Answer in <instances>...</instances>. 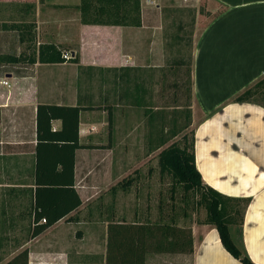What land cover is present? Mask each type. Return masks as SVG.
<instances>
[{"label": "crops", "instance_id": "crops-1", "mask_svg": "<svg viewBox=\"0 0 264 264\" xmlns=\"http://www.w3.org/2000/svg\"><path fill=\"white\" fill-rule=\"evenodd\" d=\"M215 1L227 9L194 46L196 164L207 185L250 199L243 224L231 225L230 232L244 254L264 264V0ZM79 4L0 0V24L20 26L0 27V36L12 38L0 40V56L30 54L32 28L36 47L53 43L79 57L8 63L0 70V264L25 248L29 264H106L108 215L128 222L150 217L121 203L133 195L140 203L132 188L144 185L146 165V174L156 180V156L164 148L156 149L161 142L156 111L172 95L159 93V76L173 56V42L163 27L162 5L141 0V25L121 26L82 23ZM248 89L247 101H235ZM40 104L81 107L74 188L83 203L37 237L19 241L16 236L30 235L37 212L55 216L75 203L71 192L63 201L53 189L70 186L61 160L69 161L74 132L68 131L69 139L39 137ZM62 127L61 119L52 120L54 133ZM191 228L192 253L151 252L145 264H243L225 249L214 225L193 222Z\"/></svg>", "mask_w": 264, "mask_h": 264}, {"label": "trees", "instance_id": "trees-1", "mask_svg": "<svg viewBox=\"0 0 264 264\" xmlns=\"http://www.w3.org/2000/svg\"><path fill=\"white\" fill-rule=\"evenodd\" d=\"M223 7L217 15L226 11L227 6L220 3ZM80 11L81 22L84 24L100 25H121V26H140L141 25V0H80L77 5ZM216 15V16H217ZM32 25H30L31 27ZM2 29H20V26L1 23ZM29 29L28 49L30 54L19 56H0V70L8 63H55L74 61L78 62V55H72L68 60L63 58L61 48L53 43H44L36 47L34 35ZM189 56V55H188ZM193 57L172 56L166 60L164 67L160 68L159 93L162 97L166 92H171L170 97H164L162 105L158 110V133L160 144L156 149H161L172 138L187 130L193 123V113L191 109V98L193 97ZM184 92H187L188 103L184 106L179 104L182 97L183 85ZM177 90V91H175ZM181 93V94H180ZM252 93L248 89L235 97V101H247ZM171 107V108H169ZM79 106H62L53 104H40L38 106V131L39 137L47 138L51 134H62L68 138L70 129L74 132L71 156L69 161L64 157L61 160L63 170L62 176L69 172L71 174L70 186L54 187L55 192L64 201L68 192L75 196V203L66 209H62L58 214L52 216L49 212L42 210L37 212L33 219V228L30 238L37 237L49 226L53 225L71 211L82 205V199L74 188V167L75 150L81 147L79 143ZM61 119L63 127L59 133L52 131V120ZM195 129L191 130V136L184 133L179 140L173 141L158 153V167L160 177H168L171 180L170 192L173 209L175 210L176 198L180 195V201L184 204V215L188 207H201L206 209V216L196 222L214 225L219 233L221 242L225 249L243 264H256L251 258L234 242L231 232V225H241L244 221V212L250 199L238 198L225 195L215 188L207 185L197 168L195 150ZM67 170V171H66ZM64 181L63 179H60ZM133 179L124 180L120 184L121 188L129 186ZM116 190V187L112 188ZM199 196V198L197 197ZM39 194H37V205L39 206ZM161 206V205H160ZM107 218V250L105 255L106 264H145L147 254L151 252H173V253H192L193 234L192 228H184L177 224L178 215L173 214L168 219L160 217L157 221H132L115 220L109 214ZM45 217L46 222H41ZM8 264H29V249L25 248L15 255Z\"/></svg>", "mask_w": 264, "mask_h": 264}, {"label": "rangeland", "instance_id": "rangeland-1", "mask_svg": "<svg viewBox=\"0 0 264 264\" xmlns=\"http://www.w3.org/2000/svg\"><path fill=\"white\" fill-rule=\"evenodd\" d=\"M160 3L162 5L161 14L164 21L163 27L166 31V34L169 33V35H171L170 40L173 42L171 48L172 55L184 56L185 58L192 55L194 61L195 41L204 28L214 19V17L219 11L223 9V7L215 0H160ZM0 40L7 42L12 41V38H8L5 36V34H3L0 36ZM13 49L14 53L18 52L16 45L13 47ZM184 90L185 84L183 85L182 90H180L182 97L180 96L178 103L185 106L188 103V99L186 95L187 92H184ZM190 101L193 113V110L195 109L193 97ZM160 103L161 101L159 99V104ZM192 129H195L194 123H192V125L187 130L172 138L169 144L173 141L179 140L184 133H188L190 137ZM156 158L158 161V155ZM146 162L148 164H153L154 157L149 161L150 163L148 161ZM157 169L158 171L156 172V180H151V178L148 177V174H146L148 172V165L142 167V170H145V173H142V175L146 178L145 181H142V184L144 183V185L135 186L132 188V190H134L132 193L138 194L136 197L139 198L138 201L140 203H134L136 199L133 197V195L132 197L130 196L129 198L127 197V199L123 200L121 206L126 208V205L129 202L130 205H128L127 208L134 209L137 206L142 212H147L150 214L149 218L138 220L140 222L157 221L160 219V217L168 219L173 214H176L178 215L177 224L184 228H189L193 222L204 219L206 216V209L204 206L195 208L188 207L184 215L185 209L184 204L180 201V195L177 196L175 200V210L173 209L174 205L172 204V198L170 196L171 180L168 177H160L158 166ZM197 197L199 198V196ZM117 198L118 196H116L114 200ZM111 204L112 203H109V205ZM115 220L119 221L117 217H115ZM130 222L132 221L130 220ZM83 232L84 230L82 229L81 234H83ZM79 237L80 235H77V238ZM15 238L16 240L22 241L24 239H30V235H19Z\"/></svg>", "mask_w": 264, "mask_h": 264}, {"label": "built area", "instance_id": "built-area-1", "mask_svg": "<svg viewBox=\"0 0 264 264\" xmlns=\"http://www.w3.org/2000/svg\"><path fill=\"white\" fill-rule=\"evenodd\" d=\"M71 56L72 55H71L70 52H64L63 53V58L66 59V60H68L69 58H71ZM2 83L7 84V85L9 84L8 81H6V80H3ZM41 221L46 222V219L44 218Z\"/></svg>", "mask_w": 264, "mask_h": 264}]
</instances>
